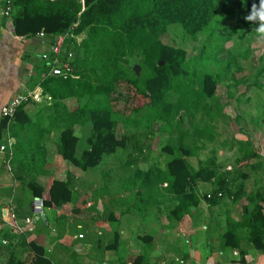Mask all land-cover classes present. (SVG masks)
Wrapping results in <instances>:
<instances>
[{"label": "trees", "instance_id": "1", "mask_svg": "<svg viewBox=\"0 0 264 264\" xmlns=\"http://www.w3.org/2000/svg\"><path fill=\"white\" fill-rule=\"evenodd\" d=\"M258 2L85 0V8L81 11L77 0H13L11 18L17 37L40 33L51 37L66 36L60 53L54 57L51 47L52 57L40 67V73H43L40 85L49 94L52 104L45 109L38 107L35 116L31 117L24 103L11 121L2 118L0 132H7L17 141L10 151L12 159L8 153L5 155V161L7 159L15 165L14 179L25 183L31 196L41 200L43 209L57 210L71 203L73 213L79 214L85 207L86 195L74 193L69 173L63 179L50 178L46 187L36 181L39 175L46 173L47 141L55 143L62 160L85 172L98 166L104 155L114 154L119 149H125L128 142H134L135 135H132V141H127L125 136L119 139L116 134L118 124L128 127V120L133 116L140 115L142 118L133 120L131 125L135 127L147 117L149 123L160 124L161 131L181 137H186L191 131L202 136L204 126L212 127L216 132V126L212 124L214 117H221L223 113V105L216 96L217 85L224 82L229 74L232 77L234 70H239L220 60L218 55L227 53L247 58L250 40L244 47L241 37L245 32L256 36L253 31L256 25L244 18L252 4ZM74 24L77 25L73 27ZM170 27H179L184 35L182 38L194 41L199 38L202 43L206 40L201 44L199 56L205 55L211 48L215 53L217 69L228 71L226 77L221 72L217 75L204 74L199 78L195 94L200 97V105L189 107L178 94L183 81L190 79V69L186 51L161 40ZM81 35L84 37L77 43L75 38ZM229 42L233 44L232 48L226 49ZM241 47L245 48L244 51ZM54 58L74 66L75 69L70 72L72 77L64 79L51 72V60ZM159 62L163 64L159 65ZM135 65L141 68L138 76L132 70ZM263 76L264 66L257 71L255 86L261 87L258 80ZM66 99H74L76 106L67 108L62 103ZM208 101L216 103L215 112L207 110ZM142 112H146L145 117ZM185 112L198 120L187 131L183 130L181 119V114ZM86 124L91 127V134L86 139L87 148L77 155L79 139L75 129ZM238 135L229 143L232 156L220 162L214 155L203 159L195 156L196 162L189 164L187 159L192 157L189 149L166 144L161 149L162 153L171 157L165 165L166 173L152 166L145 171L134 170L130 176L146 177L147 184L153 175L150 182L156 186L155 206L175 202L168 217L176 221L187 215L190 208H196L202 200L210 206L224 199L231 204L245 200L239 221L233 220L230 214L226 215V231L222 236V247L238 250L243 263V241L264 253V184L250 192L245 185L249 173L257 177L264 163L253 141L242 131ZM207 140L189 142L203 151L204 144L214 142L215 137L210 136ZM135 141L133 146L141 156L143 149L138 147V140ZM138 162L135 161L136 164ZM227 164L231 169L227 170ZM108 175L105 173L102 177L108 178ZM163 184L166 186L163 187ZM204 186H209V190L202 194ZM217 193H221V197H217ZM132 194L135 200L142 199L140 187ZM207 194H210L209 199ZM17 216L14 213L16 219ZM30 218L31 215L22 220ZM18 239L20 247H29L33 251L32 261L12 258L5 264H51L43 247L26 244L23 236L17 237L16 243Z\"/></svg>", "mask_w": 264, "mask_h": 264}, {"label": "crops", "instance_id": "2", "mask_svg": "<svg viewBox=\"0 0 264 264\" xmlns=\"http://www.w3.org/2000/svg\"><path fill=\"white\" fill-rule=\"evenodd\" d=\"M3 6L4 0H0V125L2 108L16 95L40 94V101L26 103L25 109L31 117L35 116L38 107L45 109L52 104L49 94L40 85L43 78L40 67L52 57L49 50L56 39L40 34L17 37L12 18L2 15ZM83 37L75 38L76 42ZM61 63L57 59L56 62L51 60V72L56 76H61ZM71 69L74 70V66ZM62 103L70 109L76 106L74 99ZM6 140H12L10 148ZM16 142V138L7 132H0V146L7 147L0 151V264L12 258L32 261L33 251L29 247H20L19 239L14 245H1L3 239L16 241L15 227H24L22 218L30 215L34 221L33 230L24 233L25 243L43 247L51 264H264V253L254 250L245 241L241 244L243 263L238 250L222 247L226 215L239 221L242 206L246 204L243 199L235 204L224 199L214 206L202 200L179 221L168 217L176 203L165 202L140 219L128 205L132 196L119 192L117 198L114 194L116 190H124L121 181L116 180L115 185L101 182L109 191L104 196L95 195V190L103 185L97 187L98 183L84 175L87 171L79 172L62 160L51 140L45 143L46 173L37 177V183L46 187L50 178L63 179L69 173L74 193L85 194L86 204L79 214L73 213L71 203L57 210L43 209L41 200L31 196L25 183L14 179L15 165L5 161L6 153L12 159L10 151ZM253 144L263 162L264 141H253ZM107 173L116 175L114 178L121 174L114 170ZM256 176L249 173L245 182L247 192L264 184L263 170ZM207 190L204 186L201 193ZM14 213L18 218L12 220ZM79 234L84 237L78 239Z\"/></svg>", "mask_w": 264, "mask_h": 264}, {"label": "rangeland", "instance_id": "3", "mask_svg": "<svg viewBox=\"0 0 264 264\" xmlns=\"http://www.w3.org/2000/svg\"><path fill=\"white\" fill-rule=\"evenodd\" d=\"M183 36L179 27H170L161 37V40L163 43L170 46L184 49L188 54L187 66L190 69V79L183 81L181 89L179 90L180 93L178 94L182 95L184 100L188 103V106L191 107L193 105H200V97L195 94L198 88L199 78L204 74L217 75L224 71L217 69V65H215L216 63L214 61L215 53L211 48L207 49L205 55L199 56L200 50H202L201 44L206 42V40L202 43V40L199 41V38L197 41H194L188 38H182ZM237 38L239 39L238 36ZM241 38L243 41L241 43L242 46L244 44V47L247 46L246 43L250 40V54L247 58H242L241 55H236V57H234L227 53L218 55L220 60L230 63V66H236L239 70H234L232 77L229 74L224 82L217 85L216 96L218 102L223 105V113L221 117H214V122L212 124H215L216 132L214 128H206L204 126V128H202V136H199L196 131H191L186 137H181L179 134L173 135L172 133L169 134V132L161 131L160 124L149 123L147 117L146 121H142L141 125L135 127L131 125L134 124L133 120H140L142 118L140 115L131 117L128 120V127L122 126L121 123L118 124L116 134L119 139L125 136L127 141H132V135H135L134 142H128L125 149H119L114 154L104 155L98 166L87 170L84 174L90 177V181L96 182L95 184L98 183L97 187L103 185L99 190H95L97 196H104L109 191V188L104 186L101 182H110L115 185L116 180L121 181L123 183L122 188H126L127 190H116L114 194H117V198L119 197V192L127 193V197L130 196V198L132 196V202L128 205L131 206V208L133 205L132 213L138 215L140 219H142L147 216L152 207L155 206V202L157 201L155 200V196L157 195L156 186L150 182L153 175H151V179L146 184V177L130 176V174L134 170L145 171L151 169L153 168L152 166H156L159 171H164L166 173L165 165L171 157L161 152L164 145L169 144L174 147L189 149L192 157L187 160L189 164H194L197 159L195 156L199 157V159H203L207 156L214 155L219 162L225 157H231L232 151L228 148L229 143L234 141L235 137L239 136L238 134L240 131L252 141H264V76L262 79L258 80L261 87L255 86L257 71L264 66V43L257 42L256 36L252 37V35L247 32H245ZM232 45L233 44L229 42L225 47L226 49H231ZM244 49L245 48L241 47L242 51H244ZM211 69L217 70L212 71ZM227 74L228 71L224 72L225 77ZM207 110L215 112L216 103L214 101H208ZM143 113V117H145L146 112H142V114ZM181 119L184 131H187L193 124L198 122L197 119L186 112L181 114ZM90 134L91 127L89 124L75 129V135L79 139L76 148L77 155L87 148L86 139ZM210 136L215 137V140L211 143L206 142L203 151H200V147L189 142L200 140L208 141L207 139H209ZM135 139L138 140V147L143 149L141 156L133 146L136 142ZM135 161L139 162L136 164ZM68 165L70 164L68 163ZM227 165V170L231 169V166L229 164ZM75 169L81 172L79 169ZM111 170H114L115 173L120 172L121 174L117 178H114V176H116L114 174L108 175L110 179L100 178V176H103V174ZM262 170L264 173V168ZM135 184H137V186H135ZM138 187L141 189V200L143 201L135 200L134 194H132ZM115 188L120 187L116 186ZM206 188H209V186H206ZM140 210L141 212H139Z\"/></svg>", "mask_w": 264, "mask_h": 264}, {"label": "built area", "instance_id": "4", "mask_svg": "<svg viewBox=\"0 0 264 264\" xmlns=\"http://www.w3.org/2000/svg\"><path fill=\"white\" fill-rule=\"evenodd\" d=\"M51 1H56V0H51ZM78 3L81 6V11L84 10L85 8V0H77ZM12 8H13V0H4V6H3V10H2V15L6 18H10L11 17V13H12ZM77 24H74L73 27H75ZM41 36H43V33H40ZM65 37L66 36H57L54 42V45L52 46V52L55 55V57L60 53L63 43L65 41ZM70 57V55H68V58ZM43 58H46V56H43ZM53 62H56V58L53 60ZM62 67V71H61V76L65 79L67 77H72L71 75V66L68 63H62L61 64ZM28 101H35L38 102L40 101V94L36 93V92H31L28 93L26 95H16L14 96L1 110V117L2 118H6L8 120H12L14 118L15 112L16 110L24 103H27ZM12 140H8L7 141V147L10 148L12 146ZM6 146L1 145L0 146V151H4L6 148ZM217 197H221V193H217ZM206 198L209 199L210 198V194L206 195ZM41 205V204H40ZM11 219L15 220L16 218L14 217V214H11ZM25 225L24 227L21 226H16L15 227V233L17 235V237L19 236H24L25 232H31L33 230V218L30 219H25L24 220ZM78 239H82L83 235L79 234L77 235ZM16 243V241L11 242V241H7L6 239H3L1 241V245L2 246H10V245H14Z\"/></svg>", "mask_w": 264, "mask_h": 264}, {"label": "clouds", "instance_id": "5", "mask_svg": "<svg viewBox=\"0 0 264 264\" xmlns=\"http://www.w3.org/2000/svg\"><path fill=\"white\" fill-rule=\"evenodd\" d=\"M244 19L256 25L253 29L256 34V40L259 43H264V0H259L258 4L253 3L249 14Z\"/></svg>", "mask_w": 264, "mask_h": 264}, {"label": "water", "instance_id": "6", "mask_svg": "<svg viewBox=\"0 0 264 264\" xmlns=\"http://www.w3.org/2000/svg\"><path fill=\"white\" fill-rule=\"evenodd\" d=\"M163 64V62H159V65H162ZM140 66H138V65H135V66H133V68H132V70H133V72L135 73V75L136 76H138L139 75V73H140ZM38 202L40 203V201H39V199H38Z\"/></svg>", "mask_w": 264, "mask_h": 264}]
</instances>
